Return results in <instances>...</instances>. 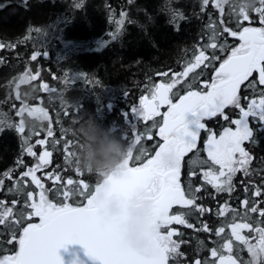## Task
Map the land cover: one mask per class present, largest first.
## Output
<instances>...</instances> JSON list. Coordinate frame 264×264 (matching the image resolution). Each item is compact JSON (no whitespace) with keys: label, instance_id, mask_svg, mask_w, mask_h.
Masks as SVG:
<instances>
[{"label":"trees","instance_id":"16d2710c","mask_svg":"<svg viewBox=\"0 0 264 264\" xmlns=\"http://www.w3.org/2000/svg\"><path fill=\"white\" fill-rule=\"evenodd\" d=\"M241 5L242 0H229L221 14L215 7V0H209L207 5H203L202 0H0V44L5 45L0 48V179L4 181L0 200L8 207L17 201L13 211L18 214L26 211L23 207L26 194L39 192L30 178H25L27 183L17 184L21 174L37 161L36 157L26 154L25 138L38 156L45 149L52 152L51 163L38 172V176L53 202L61 201L58 190H63V182L68 178L82 179L90 187L102 180L106 175L89 172L79 162L81 133L85 132L82 125L87 119L86 134L95 137L93 147L97 152L106 149L110 137L120 138L129 146L138 134L142 138L133 150L134 162L142 163L149 158L160 142L158 127H153L154 121L136 118L132 107L138 106L139 98L147 95L151 86L160 81L167 83L173 73L183 72L194 54L209 44L210 37L215 34V42L225 45L224 51L209 48L207 55H216L220 59L207 68L202 66L190 73L173 89V94L184 95L189 84L192 90H204L201 84L211 81L214 68L219 67L231 49L239 45L238 39L224 32V28L240 31L243 27L264 26L259 13L254 11L261 6L259 0L247 11V21L238 15ZM121 13L127 15L117 31ZM113 33H116L115 39H112ZM36 52L47 55L33 61L31 56ZM165 72L169 76L159 75ZM25 73L39 75L35 80L20 83ZM81 74L86 79H82ZM250 80H258V74L254 73ZM44 84L48 85L49 91L43 89ZM246 84L240 92L241 104L245 107L248 100L244 97H258L264 91V86L258 83L255 92ZM25 106L44 109L50 122L39 119V114L31 116L27 111L23 117L17 115ZM230 114L239 117L238 109L232 108ZM21 119L24 121L23 134L15 127ZM159 121L160 117H156L155 122L158 124ZM249 124L256 142L244 144L253 160L249 175L240 174L237 179L242 183L239 190L223 195L204 183L195 196L200 197L204 205L208 204L212 212L207 211L202 217L193 208L179 211L195 223V227H181L176 237L182 246L183 261L191 263L200 257L203 262L210 263L211 242L219 249L218 243L228 236V227L223 234L216 235L218 225L223 221L226 223L230 216L235 215V220H246L254 228H264V217L258 213L245 215L246 209L239 203L245 196L249 206L256 203L264 209V131L259 130L260 126L252 118H249ZM226 125L227 122L221 121L217 130ZM49 126L52 137L47 136ZM39 139H46L48 143L41 146L36 143ZM56 141L58 143H54ZM68 141H71L68 152L73 153L72 156L65 152ZM142 152L141 160L135 161ZM77 168L83 175H78ZM6 173H11V179ZM47 174H59L62 180L55 183L47 178ZM196 180H191L193 189L200 182ZM71 187L75 188V185ZM257 187L262 190L260 197L253 195ZM68 202L80 204L83 198L73 195ZM223 202L228 206L231 204L235 211L215 219ZM203 219L212 224L209 231L203 230ZM36 221L34 217L25 223ZM20 227L15 229L17 237ZM11 231V227L0 225V256L12 254L18 247L14 241L9 243Z\"/></svg>","mask_w":264,"mask_h":264},{"label":"snow or ice","instance_id":"6c2138e0","mask_svg":"<svg viewBox=\"0 0 264 264\" xmlns=\"http://www.w3.org/2000/svg\"><path fill=\"white\" fill-rule=\"evenodd\" d=\"M209 0H202L203 5H207ZM260 7L254 11L259 13L260 22L264 25V0H259ZM228 0H215V7L221 14L224 12V5ZM79 7V5H77ZM126 13H121V19L117 21L118 29L123 26ZM238 15L242 20H249L248 12L241 5ZM39 32V29H36ZM224 32L231 37L237 38L239 45L231 49L230 54L220 62L219 67L214 68V75L210 82H203L201 88L204 90H192V85H187L188 90L184 95L173 94V89L182 83L190 73L196 69L207 68L220 57L207 55V50L219 48L224 51L225 45H218L216 35L210 37V43L194 54L193 60L187 63L183 72L173 73L169 82H160L150 87L147 95L139 98L138 106H133L131 111L135 113L139 120L154 121L153 127H158V137L160 143L154 155L150 156L142 163H136L133 159V150L141 141V135H134L128 146L127 157L120 167L100 179L93 187H90L84 180L74 181L68 178L63 182L60 191L62 197L60 202H53L48 198L47 189L37 172L42 171L51 163L52 152L45 149L39 156L33 151V146L28 143V138L24 139V150L27 155L36 157L37 163L21 174L20 181L27 183L25 178H30L32 184L39 189L38 194L28 192L24 202V209L16 214L13 208L17 201L12 202V207L6 206L0 200V225L11 227L9 243L13 241L18 245L12 254L0 256V264H66L60 255L61 249H68L69 245L80 244L83 246L87 257L97 262V264H169L170 258L179 255V243L173 239L178 233L175 230L162 231L173 223L184 224L187 227H194L189 224L183 214L170 215V210L174 205L183 208H195L201 214L210 211L196 204V192L201 191L197 187L193 189L189 186L187 192L180 183L181 168L185 156L197 147L201 130L206 129L203 121L206 118L221 116L225 121L230 118L225 114V109L229 106L238 109L239 118L231 119L230 124L235 127H225L217 137L216 133L209 131L205 145L207 160L201 163L209 164L206 171H202L203 180L211 185L217 192H231L232 178L237 172L243 171L249 175V165L253 157L245 149V142L255 143L254 130L249 124L252 118L264 131V91L258 97H244L248 100L247 106L241 104V87L245 85L256 91L257 83L264 86V26L243 27L240 31H232L224 28ZM116 38V33L112 34V39ZM0 44V48H4ZM46 52H36L31 56L33 61ZM254 73L258 74V80H250ZM36 75L25 73L20 83L37 79ZM159 75L169 76L165 72ZM82 79H86L81 74ZM195 80V78H193ZM68 81H65L67 83ZM73 82H75L73 80ZM91 83V81H88ZM45 91H49L48 85H42ZM54 91V90H52ZM175 95V102L173 96ZM19 98V97H17ZM166 106V111L161 112V108ZM29 115L39 116L44 120L50 117L44 109H28L27 106L21 108L17 115L23 117L24 112ZM160 117L158 124L155 118ZM18 133H24V121L15 126ZM135 131V129H133ZM47 136L52 137L51 126L47 129ZM126 138V137H125ZM149 139L152 137L149 135ZM37 144L45 146L48 141L39 139ZM58 143V141L54 142ZM71 141L65 143V152L68 156L73 153L68 152ZM141 155L135 157V161H140ZM67 158V157H66ZM18 163L22 164L23 161ZM218 166V167H217ZM78 175H83L80 169H76ZM11 179V173L5 174ZM190 175H196L191 172ZM47 178L55 183L61 182L59 174H47ZM4 181L0 179V188ZM75 188L71 187L74 186ZM147 191L151 194L152 208L146 224V236L148 244L143 249H136L126 243L123 235V220L109 218L104 209L107 201L114 195L122 198H130L136 192ZM245 191H248L245 188ZM73 195L83 198L80 204L68 202ZM253 195L260 197L262 190L257 187ZM248 213H258L264 217V209L253 203L249 206V200L241 202ZM227 204L222 206L218 215H226L234 212ZM38 218V223H32V218ZM23 225V227H20ZM20 227V234L17 237L15 229ZM227 227L231 229V236L225 239L220 246L221 250L211 249V256L215 258L214 264H238L237 258L232 255L233 237L245 245L251 255L250 264H264V228L253 227L252 224L233 222ZM247 229L256 235L252 237L256 243H252L249 237L241 234ZM204 231H209L207 224L203 226ZM225 232V227H220L216 235ZM226 250L227 255L223 254ZM72 259L68 264H82L79 252L71 251ZM195 264H201L196 260Z\"/></svg>","mask_w":264,"mask_h":264},{"label":"flooded vegetation","instance_id":"af4514ba","mask_svg":"<svg viewBox=\"0 0 264 264\" xmlns=\"http://www.w3.org/2000/svg\"><path fill=\"white\" fill-rule=\"evenodd\" d=\"M175 102V100H174ZM166 111V106L162 108L161 112H164ZM225 114L229 116L230 120L231 119H235V117H232L230 112H226L225 110ZM230 120H229V123L228 121H225L221 116H216V117H212V118H206L203 123H205L206 125V129H203L201 130V133H200V137H199V140L197 142V147L195 149H193L192 152L188 153L185 158H184V161L182 163V168H181V176H180V183L182 185V187L185 189V191L187 192L189 186H191V180H193V178H197L198 180L196 181H200L197 185H195V188L199 187L201 188L202 190V186L203 184H207L204 180H203V177H202V171H206L209 167V164H204V163H201L202 161H206L208 158H207V152L205 151V145H206V141H207V138H208V135H209V129L213 132L216 133L217 137L220 135V133L223 131V129L225 127H235L234 125H231L230 124ZM227 122V125L226 126H223L220 130H217V127H218V124L220 122ZM158 131V129H157ZM161 142V141H160ZM159 142V143H160ZM158 147V145H157ZM157 147L155 149V151L157 150ZM154 151V153H155ZM154 153L152 155H154ZM151 155V156H152ZM218 167V166H217ZM191 172H195L196 175H190ZM244 175L243 171H240V172H237L235 174V176L232 178V188L233 190L231 192H235V191H238L239 190V184H242L241 182H238L237 179L238 177H240L239 175ZM209 185V184H208ZM211 186V185H209ZM212 187V186H211ZM243 188H244V183H243V187L241 189L240 187V191H241V194H242V191H243ZM148 193L147 191L145 193H143L142 195H140L138 198H136V203L140 204V203H151L152 204V201H147V198L144 196V194ZM218 193V192H217ZM219 193H223V195H225V193H230V192H219ZM218 196V195H217ZM229 196V195H228ZM219 197V196H218ZM245 196L242 197V199H239V203L241 204V202L243 200H245ZM196 204L197 205H200L202 206L203 208H206V209H210V211H208L209 213L212 212L211 210V207H207L208 204L204 205V203L202 201H200V197H198L196 199ZM225 203H221V205L219 206V211L221 210L222 206H224ZM234 205V204H233ZM242 205V204H241ZM206 206V207H205ZM231 206V204L229 205V207ZM231 208V207H230ZM244 208V207H243ZM181 209H188V208H183L179 205H174L173 208L170 210V215H179V214H183L181 212H179ZM189 209H192V208H189ZM193 209H195L193 207ZM232 209V208H231ZM150 212H151V209L149 211H147V214H145L147 216V218L149 219V216H150ZM197 213H200L199 211H197ZM205 213V212H204ZM203 214L200 213V215L203 217ZM229 213V212H228ZM184 215V214H183ZM221 215H214V218L216 219L217 217H219ZM225 215H223L224 217ZM185 218V217H184ZM242 218V217H240ZM186 219V218H185ZM187 220V219H186ZM187 222L189 224H192L194 227H195V223L194 222H190L187 220ZM233 222V217H229L228 221L225 223L223 221L222 224L218 225V227H227L228 224L232 223ZM235 222L237 223H241V222H246V223H249L248 221L246 220H243V219H236ZM205 224H207L208 227H210V225H212L211 223H207L204 219L202 220V225L204 226ZM202 226V227H203ZM181 227H187L186 225L184 224H176V223H173L171 225H168L166 228L162 229V231H168V230H175L178 234H179V230ZM231 229L228 227V233ZM177 234V235H178ZM177 235H174L173 236V239L177 240ZM229 237V234L227 236V238ZM226 239V238H225ZM178 241V240H177ZM225 242V240H223L222 242L218 243L219 245V249L215 246H213L214 242L212 241L211 242V246L213 248H216L218 250H221L220 249V246ZM240 242L239 241H235V239H233V251H232V255L237 258L238 260V264H242L243 262V255L245 256V253H246V249H240L237 245L239 244ZM244 246V245H243ZM181 247L179 248V255H177L178 257H174V258H170L171 260H173V262L170 263V260H169V264H188L189 262L188 261H183L182 260V255L184 253L181 252ZM245 247V246H244ZM211 249H210V253H209V258H210V263H205L202 261V259L199 257L197 258L196 260H200L201 261V264H214V261H215V258H213L211 256ZM239 252L242 254V257L240 256ZM223 254L227 255L228 253L226 252V250H223ZM186 257V256H185ZM195 260V261H196ZM195 261H192L191 263L189 264H195Z\"/></svg>","mask_w":264,"mask_h":264},{"label":"clouds","instance_id":"9594fccd","mask_svg":"<svg viewBox=\"0 0 264 264\" xmlns=\"http://www.w3.org/2000/svg\"><path fill=\"white\" fill-rule=\"evenodd\" d=\"M229 2V0H228ZM256 3V0H242V6L246 11L252 9ZM39 119L42 120L41 117ZM95 127L94 124L91 125ZM85 132L81 133L83 141L79 144V162L84 169L89 172H95L98 175H108L116 171L127 157L128 146H126L120 138L110 137L107 140V147L103 152H97L93 143L95 137L87 135V129L89 127V120H85L84 125ZM112 214H116L117 209L113 204L110 208ZM148 207L145 208L147 214ZM127 243L136 249H143L147 246L148 240L141 235L139 228L130 232L127 236Z\"/></svg>","mask_w":264,"mask_h":264},{"label":"water","instance_id":"95a60500","mask_svg":"<svg viewBox=\"0 0 264 264\" xmlns=\"http://www.w3.org/2000/svg\"><path fill=\"white\" fill-rule=\"evenodd\" d=\"M144 192L145 191L136 192L130 198H122L121 196L114 195L107 201L106 207L104 209L105 214L109 218L123 220V235L126 243L128 234L137 228L141 230V235L145 239H147L146 224L148 219L144 213L146 207H148V211L152 208V204L148 202L137 204L134 202L135 199ZM113 204L117 209L116 214H112L110 211V208ZM70 250L79 252L82 264H97V262L87 257L83 246L80 244L69 245L67 250H60V255L64 258L66 264H68V262L72 259V256L70 255Z\"/></svg>","mask_w":264,"mask_h":264},{"label":"rangeland","instance_id":"374dc122","mask_svg":"<svg viewBox=\"0 0 264 264\" xmlns=\"http://www.w3.org/2000/svg\"><path fill=\"white\" fill-rule=\"evenodd\" d=\"M243 106V105H242ZM232 108H234V107H232V106H229L228 108H226L225 110H226V112H232ZM28 109H32V108H28ZM134 116L136 117V118H139L135 113H134ZM239 118V117H238ZM236 119V118H235ZM41 154H42V152H41ZM36 163H37V161H36ZM35 163V164H36ZM37 175H38V172H37ZM144 196L147 198V201H152L151 200V194L148 192V193H146V194H144ZM39 222V220H38V218H37V221L36 222H33V223H38ZM180 225V224H179ZM248 232V230L247 229H244V230H242L241 231V234L242 235H244V236H246V237H249L251 240H252V243H256V241H255V239H252V237H254L256 234L254 233V232H251L250 234L249 233H247ZM229 237L231 236V230L229 231ZM232 239H234V237L232 238ZM175 240V239H174ZM175 241H177V240H175ZM178 243H179V245L181 246V243L179 242V241H177ZM180 246H179V248H180ZM240 249H246V253H245V256L243 255V262H242V264H250V262H251V255H250V253L247 251V248H246V246L244 247L243 246V244H241V243H239L238 245H237ZM178 251H179V249H178ZM239 254H240V256L242 257V254L239 252ZM176 257H178L177 255L175 256V258Z\"/></svg>","mask_w":264,"mask_h":264},{"label":"bare ground","instance_id":"6f19581e","mask_svg":"<svg viewBox=\"0 0 264 264\" xmlns=\"http://www.w3.org/2000/svg\"><path fill=\"white\" fill-rule=\"evenodd\" d=\"M160 82H161V81H160ZM160 82H159V83H160Z\"/></svg>","mask_w":264,"mask_h":264}]
</instances>
